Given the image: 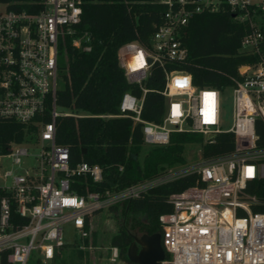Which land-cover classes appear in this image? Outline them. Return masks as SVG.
I'll use <instances>...</instances> for the list:
<instances>
[{
	"label": "built area",
	"instance_id": "1",
	"mask_svg": "<svg viewBox=\"0 0 264 264\" xmlns=\"http://www.w3.org/2000/svg\"><path fill=\"white\" fill-rule=\"evenodd\" d=\"M154 1L167 8L148 41H129L118 49L126 80L137 84L141 94L125 90L119 113L95 116L130 117L133 124L141 125L143 144L167 145L175 133L200 134L203 140L213 141L216 133L225 131L234 136L233 149L207 158L200 153L194 163L166 168L121 187L90 189L87 178L100 181L101 165L86 160L71 164L67 146L55 140L58 115H82L68 109L58 111L56 104L61 45L64 48L69 37L71 46L90 48L87 34H76L75 29L82 0H0V117L33 123V141L26 138L23 142L38 148L31 154L34 161L19 170L0 171V264L50 262L69 242L65 224H71L82 241L91 231L90 217L96 211L192 171L199 174L201 183L170 192L171 209L158 216L165 252L159 261L264 264V210H252L257 198L246 190L249 182L264 177V145L258 144L255 129L257 118L264 121V0ZM225 6L234 11L236 20L247 22L239 51L253 56L240 66V77L228 88L229 126H223L225 94L194 84L185 70L166 66L187 54L182 35L189 17ZM154 63L163 68L165 111L160 121L141 116L148 89L144 81ZM46 109L50 120L35 119ZM21 143L11 142L0 157L19 164L30 155L29 147ZM111 249L117 256V247Z\"/></svg>",
	"mask_w": 264,
	"mask_h": 264
},
{
	"label": "trees",
	"instance_id": "2",
	"mask_svg": "<svg viewBox=\"0 0 264 264\" xmlns=\"http://www.w3.org/2000/svg\"><path fill=\"white\" fill-rule=\"evenodd\" d=\"M81 7L80 21L75 24L76 34L86 33L90 48L71 46L69 37L65 47L61 45L60 55L66 61L58 65L61 82L56 89V104L82 115H58L55 140L67 146L71 164L86 160L101 165L100 181L87 178L90 189L121 187L183 162L186 144H198L205 158L233 149L231 132H218L213 141L203 140L200 134L175 133L169 144L147 147L140 160L139 153L144 145L140 123L133 124L127 116L99 117L95 114L119 113L118 104L125 90L141 94L137 84L126 80L118 62V49L129 41L146 43L161 22L167 5L154 0H82ZM247 29V22L236 20L234 11L228 6L215 12L193 14L182 35L187 48L185 58L168 61L166 66L185 70L191 74L194 84L215 87L225 94L240 77V66L253 60V56L239 51ZM144 84L148 89L143 97L141 116L160 121L165 111L161 65H152ZM37 118L50 120L48 109L35 116ZM255 129L258 144L264 145V121L261 118L256 119ZM35 130L33 123L0 117V153L5 152L11 142H23ZM119 165H122L121 169ZM195 183H201L199 174L187 172L150 187L138 197L110 205L109 210L121 218L117 231L109 240L111 246L117 247V255L133 263L127 256L131 233L161 232L158 216L171 209L168 194ZM83 190L82 182L79 191ZM246 190L257 198V202L251 204L252 210H264V177L249 182ZM59 251L50 264H72V261L60 258Z\"/></svg>",
	"mask_w": 264,
	"mask_h": 264
},
{
	"label": "rangeland",
	"instance_id": "3",
	"mask_svg": "<svg viewBox=\"0 0 264 264\" xmlns=\"http://www.w3.org/2000/svg\"><path fill=\"white\" fill-rule=\"evenodd\" d=\"M66 58L62 55H59L58 62L59 64L65 63ZM61 78L58 77V85H60ZM224 105L223 111V126H229L231 124V94L230 91H227L224 95ZM58 111H64L65 108L58 105ZM34 136L27 138V142H32ZM20 145L28 146L30 155L22 157V160L19 164L12 163L9 158L0 157L2 165L0 166V171L5 168H14L19 170L22 166L34 161V156L32 153H36L38 148L36 144H27L25 142ZM151 145L144 144L140 153L139 159L142 160L144 153ZM200 147L198 144L190 143L186 144L184 148V157L185 160L180 163H176L167 168H173L180 165H186L194 163L200 156ZM166 169V168H165ZM0 182H2L0 178ZM121 223L120 216L109 208H101L96 211L90 217V229L89 235L87 238L82 241L77 237L75 230L71 224H65L64 226V235L68 243L65 244L63 248H60L59 257L66 260L72 261V264H133L124 259H121L118 255L113 256L112 247L110 245V237L117 231ZM139 234L138 232H135ZM72 241L75 242L71 243ZM83 244L84 247H81ZM46 264H50L47 262Z\"/></svg>",
	"mask_w": 264,
	"mask_h": 264
},
{
	"label": "water",
	"instance_id": "4",
	"mask_svg": "<svg viewBox=\"0 0 264 264\" xmlns=\"http://www.w3.org/2000/svg\"><path fill=\"white\" fill-rule=\"evenodd\" d=\"M150 60V59H149ZM132 240L127 248L128 259L135 264H162L165 252L161 244V233H131Z\"/></svg>",
	"mask_w": 264,
	"mask_h": 264
},
{
	"label": "bare ground",
	"instance_id": "5",
	"mask_svg": "<svg viewBox=\"0 0 264 264\" xmlns=\"http://www.w3.org/2000/svg\"><path fill=\"white\" fill-rule=\"evenodd\" d=\"M132 65H136L135 62L132 60Z\"/></svg>",
	"mask_w": 264,
	"mask_h": 264
},
{
	"label": "snow or ice",
	"instance_id": "6",
	"mask_svg": "<svg viewBox=\"0 0 264 264\" xmlns=\"http://www.w3.org/2000/svg\"><path fill=\"white\" fill-rule=\"evenodd\" d=\"M251 170H249V172H250Z\"/></svg>",
	"mask_w": 264,
	"mask_h": 264
}]
</instances>
